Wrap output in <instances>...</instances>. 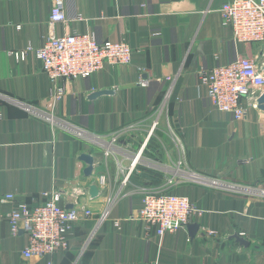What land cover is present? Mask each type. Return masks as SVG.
Returning <instances> with one entry per match:
<instances>
[{"label": "crops", "instance_id": "0c3cea01", "mask_svg": "<svg viewBox=\"0 0 264 264\" xmlns=\"http://www.w3.org/2000/svg\"><path fill=\"white\" fill-rule=\"evenodd\" d=\"M229 1L65 0L68 21L56 27V34L91 32L99 42L124 41L133 51L129 65L58 81L66 93L55 98L53 83L33 51L25 60L12 54L41 45L51 0H0V264H264V111L248 109L243 119L234 120L213 110L198 78L200 71L242 55L263 62L264 43L235 42L231 28L222 25L219 8ZM139 80L146 83L139 85ZM100 90L111 93L89 98ZM165 94L168 124L163 114L150 138L159 152L149 157L147 144L136 165L160 173L161 182L130 179L99 220L112 189L91 199L87 187L94 183L99 188L102 176L112 184L116 166L112 159L104 162L98 138L107 140L111 132L138 124L140 132L130 147L120 138L129 151L118 157L127 165L151 124L152 107ZM83 153L95 160L89 177L83 174ZM178 159L190 177L164 187L166 169ZM54 189L61 192L65 208L73 206L77 189H85L79 200L98 218L74 225L68 251L25 259L26 235L10 233V206L2 197L13 194L34 205L43 192ZM148 190L186 197L199 208L202 214L189 222L198 223L195 233L181 228L147 236L133 215ZM114 219L120 220L118 228ZM234 233L250 242L248 248L228 240Z\"/></svg>", "mask_w": 264, "mask_h": 264}, {"label": "built area", "instance_id": "2783aa9c", "mask_svg": "<svg viewBox=\"0 0 264 264\" xmlns=\"http://www.w3.org/2000/svg\"><path fill=\"white\" fill-rule=\"evenodd\" d=\"M219 14L222 25L231 28L235 42L264 43V0H232L219 8ZM76 19L80 20V17L77 16ZM67 21L65 0H51L45 22L48 32L41 45L37 48L28 46L12 52L17 60H25L27 53L33 51L41 70L53 83L55 98H60L66 93L63 87H57L58 81L71 82L87 78L106 66L129 65L133 51L124 41L99 42L91 32L56 34V27L66 24ZM257 60V56L242 55L227 64L200 71L199 82L205 88L211 109L230 114L234 120H241L246 116L248 109L257 108V99L264 92V58L263 62ZM145 83L146 80L138 81L139 85ZM168 97L169 94H165L162 102L152 107L151 124L127 165L122 164L118 157V154L129 151L123 149L120 138L125 137L126 146L130 147L136 142V133L140 132L138 124H129L111 132L107 140L103 136L98 138L101 141L99 144L104 162L112 159L116 166L112 184L105 176L99 178L98 189H103H100V194L107 188L112 189L111 195L106 197L99 218L89 204L79 200L87 194L85 189H77L71 195V208L62 205V194L56 189L43 192L42 200L34 205L16 199L13 194L2 197V202L10 206L6 214L10 233L16 236L22 231L26 235V245L21 252L25 259L43 258L68 251L69 235L77 222L96 218L101 220L106 217L109 208L122 197L129 185L130 177L136 170L150 138L159 127L163 114L168 124ZM174 146L183 153L178 139H174ZM126 155L129 156L128 153ZM184 176L190 177V172L184 167L182 160L178 159L172 168L166 169L164 187L180 182ZM201 214L202 211L186 197L171 192L148 190L142 197L141 207L133 217L141 222L143 232L147 236L161 237L166 232L183 228V225ZM113 224L118 228L120 220L114 219ZM207 234L213 233L207 231ZM46 264L52 262L48 261Z\"/></svg>", "mask_w": 264, "mask_h": 264}, {"label": "water", "instance_id": "95a60500", "mask_svg": "<svg viewBox=\"0 0 264 264\" xmlns=\"http://www.w3.org/2000/svg\"><path fill=\"white\" fill-rule=\"evenodd\" d=\"M111 90H100V91H95L92 92L89 95V98L93 99L99 95L102 94H110ZM257 108L258 110H262L264 111V92L259 96V98L257 99ZM80 160H82L85 164L86 167L83 170V174L87 177L91 176L95 165H94V158L87 153H83L80 155ZM87 191L89 194V197L91 199L97 198L98 196H100V190L98 189V187L96 186V184L92 183L87 187ZM71 206H67L66 208H70ZM183 228H186L190 231V233H195V231L198 228V223H188L183 225ZM228 240H233L235 244H238L239 246L243 247V248H248V246L250 245V242L248 240H246L244 237L238 235L237 233H234L232 235H230L228 237Z\"/></svg>", "mask_w": 264, "mask_h": 264}, {"label": "trees", "instance_id": "16d2710c", "mask_svg": "<svg viewBox=\"0 0 264 264\" xmlns=\"http://www.w3.org/2000/svg\"><path fill=\"white\" fill-rule=\"evenodd\" d=\"M158 152H159L158 145L152 142V140L148 142V148H146L145 153L149 157L153 158L155 154H157ZM136 170H138L140 174H136V172L134 171L133 176L130 177L131 181L134 183L139 182V178L149 179L154 185H157L161 182V174L154 170H149L141 166H137Z\"/></svg>", "mask_w": 264, "mask_h": 264}]
</instances>
